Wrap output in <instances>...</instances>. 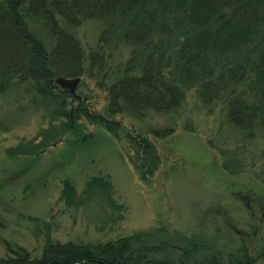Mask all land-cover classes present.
<instances>
[{
    "label": "rangeland",
    "instance_id": "1",
    "mask_svg": "<svg viewBox=\"0 0 264 264\" xmlns=\"http://www.w3.org/2000/svg\"><path fill=\"white\" fill-rule=\"evenodd\" d=\"M31 28L51 49L43 28ZM68 29L87 54L104 25L88 20ZM130 55L120 45L111 66ZM54 96L17 82L0 94V257L4 242L37 260L48 241L95 244L139 233L174 259L195 245L205 247L200 255L225 258L246 249L264 264V136L246 139L222 102L204 105L190 89L175 112L116 116L114 136L84 117L67 118L77 106L73 95ZM76 97L104 113L107 94L95 79L81 76ZM141 140L158 157L146 181L135 168L144 164L134 143Z\"/></svg>",
    "mask_w": 264,
    "mask_h": 264
},
{
    "label": "trees",
    "instance_id": "2",
    "mask_svg": "<svg viewBox=\"0 0 264 264\" xmlns=\"http://www.w3.org/2000/svg\"><path fill=\"white\" fill-rule=\"evenodd\" d=\"M88 20L101 22L104 29L85 54L68 28ZM32 24L43 28L53 42L51 49ZM120 45L129 47L131 55L114 68L112 57ZM85 75L106 92L105 111H89L75 97L77 106L66 116L101 124L114 136L121 128L116 116L175 112L190 89L204 105L222 102L227 121L246 139L264 136V0H0V94L17 82L29 84L39 96L56 98V92L64 97L69 91L55 79ZM134 143L144 151L139 158L144 164L135 168L146 181L158 157L145 140ZM65 191L69 199L73 189L67 182ZM4 245L7 256L0 257V264L255 262L246 249L239 257L225 258L220 252L200 255L197 251L205 247L195 245L174 259L164 254L165 245L139 233L95 244L48 241L37 260L23 247Z\"/></svg>",
    "mask_w": 264,
    "mask_h": 264
},
{
    "label": "water",
    "instance_id": "3",
    "mask_svg": "<svg viewBox=\"0 0 264 264\" xmlns=\"http://www.w3.org/2000/svg\"><path fill=\"white\" fill-rule=\"evenodd\" d=\"M80 83V78L75 79H66L59 77L55 79V84L60 86L63 89L68 90L72 95L76 97V88Z\"/></svg>",
    "mask_w": 264,
    "mask_h": 264
}]
</instances>
